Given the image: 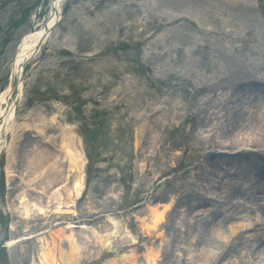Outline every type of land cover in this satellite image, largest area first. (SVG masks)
<instances>
[{"label": "rangeland", "instance_id": "1", "mask_svg": "<svg viewBox=\"0 0 264 264\" xmlns=\"http://www.w3.org/2000/svg\"><path fill=\"white\" fill-rule=\"evenodd\" d=\"M47 12L48 0H0V91L19 40ZM60 16L25 69L15 136H4L0 264H39L42 249L53 264L71 255L75 264H148L147 248L158 251L155 264H264L252 241L257 234L264 244L263 202L225 197L228 179L253 175L236 153L264 154V0H64ZM237 68L251 82L236 84ZM70 136L83 158L74 214L25 219L14 199L24 149L46 152L47 166L56 160L60 180ZM76 175L56 183L63 202ZM37 179L27 191L47 205L52 187L37 191ZM239 203L247 208H230ZM151 206H164L165 220L147 234ZM108 215L113 251L96 239L110 230ZM69 221L87 226L73 228L76 250ZM237 236L234 251L216 259Z\"/></svg>", "mask_w": 264, "mask_h": 264}, {"label": "bare ground", "instance_id": "2", "mask_svg": "<svg viewBox=\"0 0 264 264\" xmlns=\"http://www.w3.org/2000/svg\"><path fill=\"white\" fill-rule=\"evenodd\" d=\"M52 4L53 5L57 4V8H58V12H59L58 14H60L62 0L61 1L60 0H49V7L50 8H51ZM52 14L53 13L51 10L50 16L45 17V19L41 23H39L33 30L25 33L21 37V39L19 40V42L16 46L15 52L13 53L11 60L9 62L8 83L0 91V117L5 115L4 119L11 121V123L9 122V124H7V128H10V125H12L13 127L16 126V123L14 121L15 120V114L12 118L13 108H14V107L12 108V104H13L12 97H13V93H15L16 83H18V88H17L18 93L22 92L21 82H19V80L16 81L20 66L23 65L25 58L30 54L31 50L33 49L35 43L38 40V37L43 32H45L46 27L48 28L52 24V21L54 19ZM45 25H46V27H45ZM235 74L238 78L236 84H241L244 82H251V80L243 81L244 79H246V77H245L244 72L242 70L237 68V71L235 72ZM226 98L223 99L224 103L227 102ZM238 101H239V99L235 98L230 102L233 104V103H237ZM8 104H10V106H9V109L7 110ZM54 118H55L54 116L51 118L52 123L55 122ZM260 122H262L261 124L263 125L264 114H262V116L260 118ZM233 123L236 124L237 120L230 123L228 125V127L234 126L235 124H233ZM63 128L64 127H62L61 129H63ZM3 133H4V131L1 128V122H0V149L2 148V146L4 144V141L2 139ZM70 138H71V141L68 143L64 142L63 146H62V148L64 149V153H65L64 157L68 161V167L66 169L67 172L65 174L63 173L64 175H62V179H63L62 182H64L65 180L68 179L69 172L70 173H74V172L77 173V175L71 181L70 188L67 190V195L72 196V198H78V196L80 195V192L82 190V187H83V179H82V174H81L82 165H83V158H82V153L80 152V150L76 146V141L74 140V138H72V136H70ZM45 153L46 152H44V151L34 149L31 153H29L27 155V160H26V164L24 165V168H23L24 169L23 173L25 172L27 175L29 174V176H28V178H26V180H24V184L20 185L17 193H15V195H14V199L16 201L15 207H16L17 211L21 213V216H23L24 218H31V217L37 216V215H46L48 212H51V209L48 208V206H49L48 201L50 199L55 203L54 210L52 211V213L59 214V215H61V214H74V211L71 209L72 201L63 202L62 200H60L61 194L58 190L59 185L54 186L53 190L51 192H48V193H50V195L47 197L49 200L48 199H47L48 201L45 200V203L47 202V205L40 202L41 199H40L39 195H36L34 197H29L27 194V187L32 188L30 186L29 182L35 178H38L36 183L40 184V185H38L40 188H38L37 191L45 189V188H47V186L52 185L54 182L58 181L57 175L59 173H61L60 169H59V165H57L56 160H53L50 163H48L49 164L48 166L45 165L44 161L46 159H48ZM235 158L238 159L239 161H242L246 165L252 167L253 168V173H252L253 175L250 178H247L246 180H240L236 177L228 179L227 182H228V184H230L232 186L233 190H230L229 192L225 193V197H226L227 201H230L234 197L239 195L241 198L245 197L244 199L246 201L255 202V204H257V202L261 201V202H263L262 206L264 207V183L262 180L264 178V154H262L261 152H258V151H241V152L236 153ZM7 173H9V170H7ZM205 182H206V185L208 187L214 186L212 183H210L207 180H205ZM187 183L188 184H194L191 181L190 182L187 181L186 184ZM243 183L245 184L244 190H249L251 192V194L248 196L245 195V192H243L241 190ZM181 184L182 183H180V185ZM224 185H225V183L223 182L222 179L215 181L216 187H221V186L223 187ZM187 197H191V199H196V195H194V194H190ZM218 197L220 198V196H218ZM221 198H223V197L221 196ZM243 204L242 203L241 204L240 203L239 204H230V208L236 209L238 207V209H242V210L246 209L247 206L245 204L244 205ZM165 211L166 210H165L164 206H161V207L151 206L148 209L147 220H142V229L147 234H150L151 231H155L156 228L160 227V225L164 222ZM215 214H216V210L211 211L210 220L212 219V217ZM210 220H208V221L204 220L202 222V225H205L204 231L207 230V227H206L207 222L210 223ZM108 223L111 225L110 230L108 232L103 233V234H96V239H97V242L102 247H104L106 249H110L111 251H113L114 248L112 245V238H110V236L113 235L114 233H117V223L115 221H113L111 218L108 219ZM72 224H73L72 222H67L66 227L72 228L73 227ZM83 228H85V227H83ZM74 236H75V233L71 229L70 234H68L66 238L69 239L70 241H72L71 243L74 247V250H76L78 248V245H76V243L73 242ZM238 237L239 236L236 237V239H237L236 241L227 243L226 248L220 254L216 255L217 256L216 259H218V257L221 259V258L225 257L226 255H229L232 251H234V249L236 248V244H239L242 242L243 236L240 238V240L238 239ZM260 240H261V237L258 236L257 234H255V236H253V238H252L253 242L259 241L258 245L260 246V248H257L256 250H254V253L257 252V253L264 254V244H263V241L262 240L260 241ZM12 244L13 243L10 242V243H8V246H11ZM145 257H146L148 264H155V262L158 259V251H156V249H154V248H147L146 253H145ZM50 258H51L50 254H47L42 249L40 254H39V258H38L39 264H53V262L51 261ZM72 262H73V259H72V255H71V257H69L66 260V264H75ZM30 264H33V263H30ZM114 264H124V263L121 260L120 262H114ZM132 264H134V263H132Z\"/></svg>", "mask_w": 264, "mask_h": 264}]
</instances>
